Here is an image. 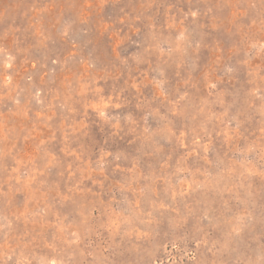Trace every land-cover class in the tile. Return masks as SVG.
<instances>
[{
	"label": "rangeland",
	"instance_id": "obj_1",
	"mask_svg": "<svg viewBox=\"0 0 264 264\" xmlns=\"http://www.w3.org/2000/svg\"><path fill=\"white\" fill-rule=\"evenodd\" d=\"M0 264H264V0H0Z\"/></svg>",
	"mask_w": 264,
	"mask_h": 264
}]
</instances>
